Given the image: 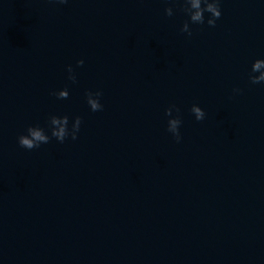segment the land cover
<instances>
[{"label": "water", "instance_id": "1", "mask_svg": "<svg viewBox=\"0 0 264 264\" xmlns=\"http://www.w3.org/2000/svg\"><path fill=\"white\" fill-rule=\"evenodd\" d=\"M179 8L0 0V264H264V0H221L191 36ZM50 115L80 116L77 139L22 148Z\"/></svg>", "mask_w": 264, "mask_h": 264}, {"label": "clouds", "instance_id": "2", "mask_svg": "<svg viewBox=\"0 0 264 264\" xmlns=\"http://www.w3.org/2000/svg\"><path fill=\"white\" fill-rule=\"evenodd\" d=\"M55 2L63 4L66 3L67 0H55ZM169 2L172 4H179V10L187 15L188 20L182 24L180 31L186 33L188 36L192 35V31L189 27L190 23L199 25L206 22L209 27H215L216 20H218L221 16V0H169ZM204 13L210 14L206 21ZM164 14L169 17L172 16L173 8L166 7L164 9ZM83 63V60L76 61L77 66H82ZM66 70L68 72V79L75 82L76 76L72 66L68 65ZM248 80L251 84L264 83V59L258 58L252 62L248 74ZM233 91L239 92L240 90L233 89ZM51 94L56 96L57 99H67L69 96L67 88L54 91ZM101 95L102 93L99 90L95 92H85L86 103L91 111L96 112L103 109L99 99ZM174 110L177 113L175 117L172 116ZM179 111V108L175 105H170L164 110L165 116L170 117L167 121V131L172 134L177 142L181 139L179 128L182 121L179 117ZM190 111L197 121L204 119V111L196 104L191 106ZM81 122V117L75 116L73 117L71 127L69 128V117L67 115H50L48 117L50 135L46 134L45 130L39 125H30L26 128V134H21L17 137V142L22 148L32 150L40 147L41 144H47L51 138H55L56 141L60 143H63L65 139L69 137L72 140H76Z\"/></svg>", "mask_w": 264, "mask_h": 264}]
</instances>
